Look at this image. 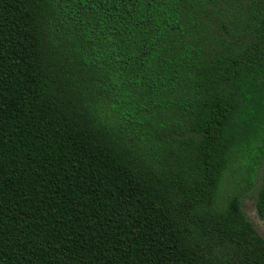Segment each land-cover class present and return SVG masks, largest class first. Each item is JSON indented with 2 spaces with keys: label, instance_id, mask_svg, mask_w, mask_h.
Masks as SVG:
<instances>
[{
  "label": "trees",
  "instance_id": "1",
  "mask_svg": "<svg viewBox=\"0 0 264 264\" xmlns=\"http://www.w3.org/2000/svg\"><path fill=\"white\" fill-rule=\"evenodd\" d=\"M245 196L264 0H0V264H264Z\"/></svg>",
  "mask_w": 264,
  "mask_h": 264
},
{
  "label": "rangeland",
  "instance_id": "2",
  "mask_svg": "<svg viewBox=\"0 0 264 264\" xmlns=\"http://www.w3.org/2000/svg\"><path fill=\"white\" fill-rule=\"evenodd\" d=\"M230 183L231 182H229V184ZM242 209L244 210V212L246 213L247 217L252 222L256 230L264 237V219H261L257 216L253 199L247 196L243 197Z\"/></svg>",
  "mask_w": 264,
  "mask_h": 264
}]
</instances>
